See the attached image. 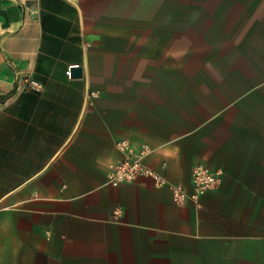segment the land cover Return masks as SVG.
<instances>
[{"label": "crops", "instance_id": "0c3cea01", "mask_svg": "<svg viewBox=\"0 0 264 264\" xmlns=\"http://www.w3.org/2000/svg\"><path fill=\"white\" fill-rule=\"evenodd\" d=\"M0 264H264V0H0Z\"/></svg>", "mask_w": 264, "mask_h": 264}, {"label": "built area", "instance_id": "2783aa9c", "mask_svg": "<svg viewBox=\"0 0 264 264\" xmlns=\"http://www.w3.org/2000/svg\"><path fill=\"white\" fill-rule=\"evenodd\" d=\"M40 86L41 84L35 80L25 79L20 88L26 90ZM117 147L123 156L110 171V183L114 186L135 182L144 176L151 177L160 187L165 185L172 187L176 204L185 205L188 202H194L200 205L201 198L221 182V170H213L204 163H198L192 171L191 189L184 183H171L147 165L146 159L152 152L149 145L144 144L140 149H136L129 139L123 138L117 142Z\"/></svg>", "mask_w": 264, "mask_h": 264}, {"label": "rangeland", "instance_id": "374dc122", "mask_svg": "<svg viewBox=\"0 0 264 264\" xmlns=\"http://www.w3.org/2000/svg\"><path fill=\"white\" fill-rule=\"evenodd\" d=\"M222 86H228V85H216V84H195V92H196V112L198 114V109H201V105L199 104V100L202 99V96L204 95L203 93L209 92L211 93H216L219 91L220 87ZM233 86V85H232ZM213 95V94H212ZM213 97V96H210ZM199 115V114H198ZM196 115V117H198Z\"/></svg>", "mask_w": 264, "mask_h": 264}, {"label": "water", "instance_id": "95a60500", "mask_svg": "<svg viewBox=\"0 0 264 264\" xmlns=\"http://www.w3.org/2000/svg\"><path fill=\"white\" fill-rule=\"evenodd\" d=\"M71 73L73 76L81 77L83 74V68L81 66H74L71 69Z\"/></svg>", "mask_w": 264, "mask_h": 264}]
</instances>
